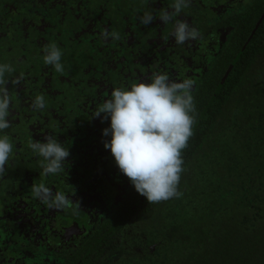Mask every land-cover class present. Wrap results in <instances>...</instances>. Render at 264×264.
<instances>
[{"label":"trees","instance_id":"16d2710c","mask_svg":"<svg viewBox=\"0 0 264 264\" xmlns=\"http://www.w3.org/2000/svg\"><path fill=\"white\" fill-rule=\"evenodd\" d=\"M34 1L42 0H0V18L22 11L28 21L54 16L55 22L58 10L64 15L53 24L61 36L53 33L45 44L33 43L23 31L20 37L0 39V64L14 68L6 73L11 126L0 131L13 144L7 172L0 177V262L10 257L27 262L55 227L76 220L75 213L48 209L33 198L32 185L44 183L54 194L75 200L89 190L79 186L96 179L98 191L102 170L110 174L107 162L115 159L104 147L111 135H103V129L110 128L111 118L102 120L94 112L114 88L130 89L159 73L153 62L120 61L130 34L132 59L135 52L145 57L136 36L141 28L125 18L129 3L124 0H109L113 10L86 7L87 0H79L80 8L65 13L58 0H43L40 8ZM101 19L111 21L108 32L118 33V40L105 38L103 28L98 31ZM231 22L236 28L213 63L185 60L160 73L172 81L195 82L194 135L182 152L183 195L149 204L130 182L133 195L122 196L114 213L91 233L52 251L55 258L66 257L68 264H264V0L251 1ZM52 43L62 52L63 74L44 63V49ZM185 69L200 75L184 77ZM21 74L20 82L13 83ZM97 79L104 85L101 93L96 92ZM37 95L44 96L42 110L33 108ZM46 136L70 152L65 171L57 175H42L43 158L28 146L29 140L45 142ZM92 165H98L97 175L84 171Z\"/></svg>","mask_w":264,"mask_h":264},{"label":"clouds","instance_id":"9594fccd","mask_svg":"<svg viewBox=\"0 0 264 264\" xmlns=\"http://www.w3.org/2000/svg\"><path fill=\"white\" fill-rule=\"evenodd\" d=\"M190 4L191 0H174L170 11L165 10L160 13V21L162 23L172 21ZM155 19L151 12H146L140 18V22L149 25ZM171 35L177 44L201 38L199 31L186 20H176ZM103 36L119 39L118 33H109L107 30L104 31ZM44 52V63L52 65L56 72L63 74L65 69L61 63L60 48L52 43L45 47ZM13 71L11 65L0 64V131L11 126L8 119L11 97L7 88L9 81L6 73L10 74ZM22 75L12 82L18 84ZM194 83L191 79L182 82L172 81L167 73H157L150 82L133 84L130 89L114 88L111 98L105 100L93 114L102 120L111 118L110 128L103 129V135H111V140L105 141L104 147L111 150L120 171L127 176L135 190L144 196L149 204L180 198L183 195L179 191V183L184 171L182 152L194 135L193 127L196 123V107L192 95ZM44 107V96L37 95L33 101V108L42 110ZM101 114H104L103 117ZM28 146L43 158L40 164L43 169L42 175H57L65 171L64 162L70 152L58 140L46 136L45 142L29 140ZM12 154L13 144L9 137L0 136V177L5 176L6 165ZM93 181H85L79 186V188H89L88 191L81 192L80 202L82 198L94 200L97 191L96 185H91ZM31 191L33 198L40 200L48 209L76 211L80 208L78 202L74 207L72 199L70 200L63 192L54 194L44 183L33 184ZM50 244H53L51 236L27 262L10 257L5 261L3 259L2 263L53 264L56 258L52 251L58 249Z\"/></svg>","mask_w":264,"mask_h":264},{"label":"flooded vegetation","instance_id":"af4514ba","mask_svg":"<svg viewBox=\"0 0 264 264\" xmlns=\"http://www.w3.org/2000/svg\"><path fill=\"white\" fill-rule=\"evenodd\" d=\"M251 1L255 0H191L190 6L185 8L172 21L162 23L159 19L160 13L165 10L170 11L174 0H124V2L129 3L127 7L129 16H125V18L130 19L132 25L139 27V29L141 28L140 30L142 33H138L136 36L142 40V47L140 49H143L145 57H139L136 55L137 52H135L133 56L135 58L132 59L133 51L131 44L134 38H132L130 34L125 36L124 41H126V45L121 51L119 57L120 61L123 63L125 60L131 59L130 62L135 60L136 62H142L145 66L153 62L155 70L159 73H163L167 69V66H170L172 69L175 64L183 65L185 60V63L189 64L195 61H200L201 63L205 62L206 64L213 63L217 59L219 53H221L222 46L227 42V39L236 28L237 23H232L231 17L237 12L247 9ZM58 2L60 3L59 5H61L60 7L64 10V13L66 8L73 9L72 11H74L75 8L81 7L79 0H58ZM43 3L46 2L43 0L34 1L33 5L40 8ZM88 5L93 7L96 6L97 10H103L105 7L109 10H113L109 0H87L86 7ZM146 12H151L153 16L156 17L149 25H144L140 22V18ZM99 15L101 18L102 15ZM27 16L29 15H24L22 11H14L10 14L2 13L0 23L3 24V28H0V39L20 37L19 33L23 31L25 32V36H30L33 43L36 42L42 45L45 44V41L49 40V36L53 33H55L57 37L61 36V30L53 25L58 21H63L64 15H62L60 10H58L55 15L58 17L55 22L53 20L54 16L47 21L36 19V21L32 22L27 20ZM114 18L115 12L113 13V20ZM101 20V23L97 24L99 28H97L98 31L102 28L109 31L111 21H107L106 24L103 19ZM176 20H186L192 27H195L199 31L201 38L188 41L184 44H177L174 37L171 35L174 31ZM198 21L203 23H198ZM30 26H32L31 30L27 31ZM89 29H93V27H89ZM139 29L135 30L137 31ZM110 39L113 38L111 37ZM105 40L108 41V39ZM181 68L182 67L179 69ZM183 73L188 75L184 77L192 78L195 76L194 79L200 75L192 69H185ZM124 75H127V73H124ZM102 84V81L97 79V93L103 91L104 85ZM107 164L108 167H110L111 173L108 174L107 171L102 170L100 179L103 178V180L98 184V191L93 197L94 200L92 201L86 198V200L82 198L81 202L79 199L73 200L80 204V208L76 211H82V214L76 213L73 209L64 210L68 213H75L76 215L74 214V216L76 220H69L61 224L59 228L55 227L53 229L51 233V241L53 244L50 245L55 249L66 246L69 248L70 243H68V241L71 242L75 238L74 236L82 237L86 233H91L96 223L101 222L103 224V221L107 220L110 215L114 213L116 208L115 204L122 200V196L128 199L133 195L130 180L127 179V176H125L118 167H115L116 162H107ZM89 171L90 170L85 172ZM93 174L95 175V173ZM92 185H96V179H94ZM83 206H85V208ZM1 224H3V222L0 218V225ZM71 226L76 227V232L68 235L69 231H67V229ZM18 243L17 241L15 245ZM40 245L41 244H37L34 247L35 252L39 251ZM135 251H139V249ZM28 255H31V252H29ZM68 262L69 260L66 257L62 259L56 257V262L53 264H68ZM0 264H3L2 260Z\"/></svg>","mask_w":264,"mask_h":264},{"label":"water","instance_id":"95a60500","mask_svg":"<svg viewBox=\"0 0 264 264\" xmlns=\"http://www.w3.org/2000/svg\"><path fill=\"white\" fill-rule=\"evenodd\" d=\"M261 22H262V18H261V19L259 20V22L257 23V25H256L255 29L253 30V33H252V35H251L250 38L253 37L254 33H255L256 30L259 28ZM83 229H84V228H83ZM67 231H69V232H68V235H69L70 233H74V232H76V227H75V226H71L70 228L67 229Z\"/></svg>","mask_w":264,"mask_h":264},{"label":"rangeland","instance_id":"374dc122","mask_svg":"<svg viewBox=\"0 0 264 264\" xmlns=\"http://www.w3.org/2000/svg\"><path fill=\"white\" fill-rule=\"evenodd\" d=\"M88 170H91L93 173H95V175H97L99 168L98 165H92L91 167L86 168L84 171ZM150 248H152V246Z\"/></svg>","mask_w":264,"mask_h":264}]
</instances>
